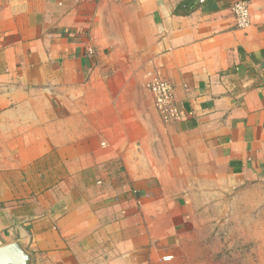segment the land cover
Returning a JSON list of instances; mask_svg holds the SVG:
<instances>
[{"label": "crops", "instance_id": "obj_1", "mask_svg": "<svg viewBox=\"0 0 264 264\" xmlns=\"http://www.w3.org/2000/svg\"><path fill=\"white\" fill-rule=\"evenodd\" d=\"M237 1L0 0V247L177 264L198 199L262 177L264 0L246 30Z\"/></svg>", "mask_w": 264, "mask_h": 264}, {"label": "rangeland", "instance_id": "obj_2", "mask_svg": "<svg viewBox=\"0 0 264 264\" xmlns=\"http://www.w3.org/2000/svg\"><path fill=\"white\" fill-rule=\"evenodd\" d=\"M177 264H264V174L200 197Z\"/></svg>", "mask_w": 264, "mask_h": 264}, {"label": "built area", "instance_id": "obj_3", "mask_svg": "<svg viewBox=\"0 0 264 264\" xmlns=\"http://www.w3.org/2000/svg\"><path fill=\"white\" fill-rule=\"evenodd\" d=\"M232 12L238 29L246 30L251 26V0H239L232 6ZM153 95L155 106L164 123L169 124L179 119V110L175 101V92L171 83L153 77L147 84Z\"/></svg>", "mask_w": 264, "mask_h": 264}, {"label": "water", "instance_id": "obj_4", "mask_svg": "<svg viewBox=\"0 0 264 264\" xmlns=\"http://www.w3.org/2000/svg\"><path fill=\"white\" fill-rule=\"evenodd\" d=\"M31 258L18 243L0 247V264H30Z\"/></svg>", "mask_w": 264, "mask_h": 264}]
</instances>
